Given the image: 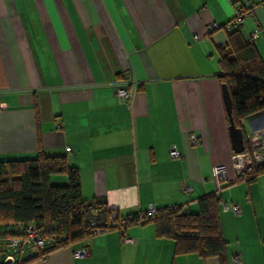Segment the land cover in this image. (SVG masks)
Instances as JSON below:
<instances>
[{"label": "crops", "instance_id": "crops-1", "mask_svg": "<svg viewBox=\"0 0 264 264\" xmlns=\"http://www.w3.org/2000/svg\"><path fill=\"white\" fill-rule=\"evenodd\" d=\"M252 7L239 31L246 41L257 31L253 45L264 60L259 0H0V158L64 155L70 147L81 197L101 199L120 217L143 213L148 203L196 214L215 194L226 262L237 252L241 264H264V174L217 184L212 171L224 164L233 180L217 49L235 10ZM128 74L135 89L119 103L116 82ZM240 125L243 136L264 131V110ZM171 145L180 157H169ZM222 203L239 204L241 213L221 211ZM81 248L87 255L74 256ZM30 264L219 260L175 252L174 239L156 236L146 222L55 248Z\"/></svg>", "mask_w": 264, "mask_h": 264}, {"label": "trees", "instance_id": "trees-1", "mask_svg": "<svg viewBox=\"0 0 264 264\" xmlns=\"http://www.w3.org/2000/svg\"><path fill=\"white\" fill-rule=\"evenodd\" d=\"M239 28L227 30L226 43L217 49L220 71L216 78L220 85H227L233 122L241 128L242 118L264 110V60ZM260 174H264V164L253 167L247 181ZM54 175H65L66 183L52 184ZM214 203L218 204L215 194L203 199L196 214L180 206H165L144 223H153L156 236L173 238L177 253L216 257L219 264H228L227 243L212 208ZM93 209L100 210L105 217L112 211L101 199L81 197L79 175L68 164L66 151L56 156L39 150L33 158H0V224L32 222L46 227L51 236L39 254H27L9 264H30L55 248L89 239L92 234L85 231V217Z\"/></svg>", "mask_w": 264, "mask_h": 264}, {"label": "built area", "instance_id": "built-area-1", "mask_svg": "<svg viewBox=\"0 0 264 264\" xmlns=\"http://www.w3.org/2000/svg\"><path fill=\"white\" fill-rule=\"evenodd\" d=\"M259 5H264V0H259ZM254 11L255 9L253 7L236 9L233 16L224 24V28L226 30L239 28L242 25L243 19L251 15ZM217 27V24H212L210 28L214 29ZM256 37L257 31H253L249 35L248 41L253 43ZM134 89L135 79L131 74H128L122 80H118L115 86L117 101L119 103L129 102ZM189 141L194 145L198 142V138L191 134ZM69 150L70 147H65L66 152ZM168 155L170 158L180 157L179 151L172 145L169 147ZM261 164H264V131L246 134L244 136V149L239 153L232 152L230 154L233 180L228 181L227 167L224 164L213 166L212 171L217 184L247 181L253 167ZM180 188L185 193L191 191L190 184L184 180L180 182ZM168 207L169 209H175L176 206L169 205ZM159 209L153 203H148L143 213L122 216L118 220L116 219L115 212L110 211L108 216L105 217L100 210L93 209L85 217V231L95 235L116 228L117 226L122 228L132 223L142 224L147 217L155 216ZM221 211H230L235 215L241 213L240 205L237 203H222ZM50 238L51 236L47 233L46 227H37L32 222L0 224V254L3 253L5 258L13 263L21 259L24 255L39 254L51 240ZM123 241L125 243H133V239L127 236L123 237ZM68 246H70V243ZM73 255H87V250L85 248L75 249ZM41 259H45V255H42ZM233 264H241V258L237 252L234 254Z\"/></svg>", "mask_w": 264, "mask_h": 264}, {"label": "water", "instance_id": "water-1", "mask_svg": "<svg viewBox=\"0 0 264 264\" xmlns=\"http://www.w3.org/2000/svg\"><path fill=\"white\" fill-rule=\"evenodd\" d=\"M221 95L223 99V104L228 120V134H229V140L231 144L232 151L235 153H239L244 149V136L242 129L240 127L235 126L233 122V118L231 115V98L230 93L228 90V87L226 84H221ZM0 263L9 264L11 261L9 259H6L4 254H0Z\"/></svg>", "mask_w": 264, "mask_h": 264}, {"label": "rangeland", "instance_id": "rangeland-1", "mask_svg": "<svg viewBox=\"0 0 264 264\" xmlns=\"http://www.w3.org/2000/svg\"><path fill=\"white\" fill-rule=\"evenodd\" d=\"M64 175H57L51 177V183L52 184H65L66 180L63 178Z\"/></svg>", "mask_w": 264, "mask_h": 264}]
</instances>
